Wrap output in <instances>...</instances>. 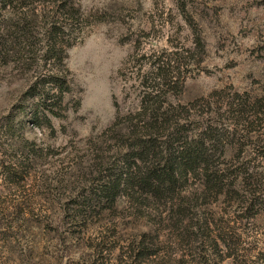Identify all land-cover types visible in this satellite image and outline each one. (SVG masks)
Returning <instances> with one entry per match:
<instances>
[{
    "label": "rangeland",
    "instance_id": "1",
    "mask_svg": "<svg viewBox=\"0 0 264 264\" xmlns=\"http://www.w3.org/2000/svg\"><path fill=\"white\" fill-rule=\"evenodd\" d=\"M74 3L97 21L67 52L71 96L80 104L65 119H51L53 132L30 125L31 101L20 98L33 71L0 56V264H264V210L246 220L226 213L220 200L198 212L210 223L204 236L232 233L235 261L224 258L219 244H195L170 223L158 227L143 219L125 199L86 227L67 211L92 180L84 173L86 140L109 127L117 111L138 107L159 60L170 62L177 78L166 95L174 103L232 100L234 93L261 100V113L244 130L250 150L264 143V0ZM71 96L64 102L72 105ZM11 117L16 124L9 132ZM11 163L21 173L13 179L7 177ZM188 186V192L196 187ZM140 241L155 256L134 260Z\"/></svg>",
    "mask_w": 264,
    "mask_h": 264
},
{
    "label": "trees",
    "instance_id": "2",
    "mask_svg": "<svg viewBox=\"0 0 264 264\" xmlns=\"http://www.w3.org/2000/svg\"><path fill=\"white\" fill-rule=\"evenodd\" d=\"M96 19L84 16L74 0H0V56L34 74L20 97L31 101L32 127L53 132L51 119H65L79 108L71 96L67 52ZM169 63L152 64L158 83L154 78V85L143 86L134 111H117L109 127L86 140L84 173L93 174L92 180L67 211L86 227L125 199L127 209L143 219L156 220L158 227L170 223L195 244H219L224 258L235 261L240 256L232 233L204 236L210 223L198 212L220 200L226 213L246 220L264 210V143L250 150L253 143L244 130L261 113V100H242L234 93L232 100L174 103L166 98L177 80ZM67 95L75 99L72 105L64 102ZM15 124L11 117L7 130L14 131ZM6 169L7 177L21 175L14 163ZM189 182L196 186L191 192ZM136 249L134 260L155 256L142 241Z\"/></svg>",
    "mask_w": 264,
    "mask_h": 264
}]
</instances>
